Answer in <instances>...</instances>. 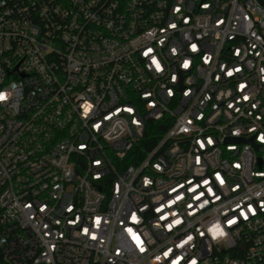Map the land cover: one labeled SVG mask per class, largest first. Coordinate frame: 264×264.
I'll list each match as a JSON object with an SVG mask.
<instances>
[{
	"label": "built area",
	"instance_id": "obj_1",
	"mask_svg": "<svg viewBox=\"0 0 264 264\" xmlns=\"http://www.w3.org/2000/svg\"><path fill=\"white\" fill-rule=\"evenodd\" d=\"M0 264H264V0H0Z\"/></svg>",
	"mask_w": 264,
	"mask_h": 264
},
{
	"label": "trees",
	"instance_id": "obj_2",
	"mask_svg": "<svg viewBox=\"0 0 264 264\" xmlns=\"http://www.w3.org/2000/svg\"><path fill=\"white\" fill-rule=\"evenodd\" d=\"M148 135V134H147ZM151 134H149L148 136H150ZM148 136H146L145 138H148ZM151 138H153V137H151ZM154 140V139H153Z\"/></svg>",
	"mask_w": 264,
	"mask_h": 264
}]
</instances>
